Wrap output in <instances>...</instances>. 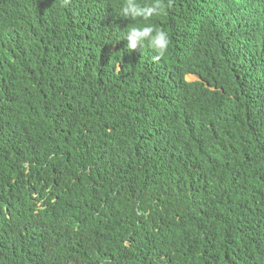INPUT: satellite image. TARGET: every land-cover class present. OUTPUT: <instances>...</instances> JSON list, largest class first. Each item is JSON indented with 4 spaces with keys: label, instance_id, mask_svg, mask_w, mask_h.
I'll return each instance as SVG.
<instances>
[{
    "label": "trees",
    "instance_id": "obj_1",
    "mask_svg": "<svg viewBox=\"0 0 264 264\" xmlns=\"http://www.w3.org/2000/svg\"><path fill=\"white\" fill-rule=\"evenodd\" d=\"M118 4L0 0V264H264V0Z\"/></svg>",
    "mask_w": 264,
    "mask_h": 264
},
{
    "label": "clouds",
    "instance_id": "obj_2",
    "mask_svg": "<svg viewBox=\"0 0 264 264\" xmlns=\"http://www.w3.org/2000/svg\"><path fill=\"white\" fill-rule=\"evenodd\" d=\"M66 2L67 0H62V3ZM168 6V0H119L116 8L117 15L130 21H140L127 25L124 39L127 40L126 49L128 51L136 50L138 47L141 49L147 47L155 54L154 59L158 60L167 56L171 44L170 35L150 21L153 17L164 15ZM247 20L248 17L243 18L242 23H237L241 28L239 33L245 35L250 33ZM196 79H201V77L196 76ZM224 96L231 99L228 94Z\"/></svg>",
    "mask_w": 264,
    "mask_h": 264
},
{
    "label": "rangeland",
    "instance_id": "obj_3",
    "mask_svg": "<svg viewBox=\"0 0 264 264\" xmlns=\"http://www.w3.org/2000/svg\"><path fill=\"white\" fill-rule=\"evenodd\" d=\"M188 79H189L190 81L195 80V79H196V76L189 75V76H188Z\"/></svg>",
    "mask_w": 264,
    "mask_h": 264
}]
</instances>
